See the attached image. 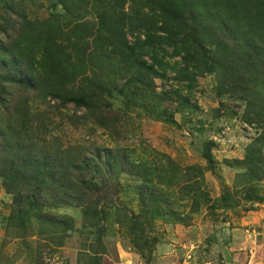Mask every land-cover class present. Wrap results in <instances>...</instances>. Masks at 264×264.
Listing matches in <instances>:
<instances>
[{
    "label": "rangeland",
    "instance_id": "374dc122",
    "mask_svg": "<svg viewBox=\"0 0 264 264\" xmlns=\"http://www.w3.org/2000/svg\"><path fill=\"white\" fill-rule=\"evenodd\" d=\"M151 1L0 0V51L36 80L29 90L0 64V168L43 154L66 166L88 156L93 207L85 217L56 190L43 212L70 230L33 216L22 226L9 221L14 184L0 176V264H264V178L251 190L261 200H247L238 178L258 137L264 154V126L248 121L244 96L220 93L223 74L200 72L172 48L165 78L131 66L127 43L145 29L123 12L158 25L155 33L174 25H161ZM173 5L189 6L219 36L229 35L220 28L228 19L240 37L264 39V0Z\"/></svg>",
    "mask_w": 264,
    "mask_h": 264
},
{
    "label": "trees",
    "instance_id": "16d2710c",
    "mask_svg": "<svg viewBox=\"0 0 264 264\" xmlns=\"http://www.w3.org/2000/svg\"><path fill=\"white\" fill-rule=\"evenodd\" d=\"M151 2L165 18L161 25H166L165 21L172 22L174 25L169 24L168 30L160 27L162 34L155 33L158 25L143 23L142 27L139 22H136L133 12H123L122 18L125 23H138L139 28L145 29L143 35L136 36L134 37L135 41L127 43L126 57L131 66L148 74L165 78V75L161 74L159 70L165 71V67L169 66V63L166 62V54L169 48H172L174 54L181 56L184 63L193 62L200 72L223 74L224 79L221 78L219 87L220 93H235L239 94L238 96H244L252 115H248V121L264 126V97H261L262 92L264 93L263 37L258 36L257 39L240 37L239 34L232 31H235L234 21L228 19L220 23V28L222 32L229 30V35L219 36L212 25L196 16L194 10L188 9L189 6L181 10L173 5L174 0H152ZM209 8L210 6L206 5L205 12H208ZM191 52L198 54L199 58L193 55L191 60ZM147 60H150V63ZM0 64L8 70L12 79L17 76V72L21 73L26 88L33 89L36 84L33 73L23 68L12 53L0 51ZM185 72L188 73V68L185 69ZM190 80L188 75L185 80L182 78L184 82ZM176 95L179 93L176 92ZM260 143L261 138L258 137L250 145L245 161L246 171L238 176V178L244 179L247 200H253L256 196V200H261L259 195L253 197L251 191L264 178V154L262 143ZM107 152L106 158L113 159L112 152ZM99 154L101 155V153ZM204 156L208 163L212 164L213 156L209 148ZM88 158V156H83L78 160L79 164L66 166L57 165L59 161L43 154L37 156L34 161H23L22 163L11 161L4 164L3 170L0 168V176L4 179V185L9 188L11 184H14V189L11 190L14 195L15 208L9 221L25 226L23 224L26 220L33 216L48 228L63 226L66 230H70L69 221L54 218L52 220L49 214L43 212L46 205L45 197L53 194L56 190L57 194L63 193L62 197L70 196L76 200L79 206L84 208L85 217H89L93 207L85 199L89 195L85 190L89 191L92 187V182L86 179L91 162ZM84 164L86 165L84 166ZM21 167H27L33 173L25 174L30 171H22ZM57 167L60 169L59 171ZM61 171L62 175L59 173ZM78 174H81L80 177ZM79 181L82 186L78 187L75 183ZM222 198H228L230 201L231 197L224 195ZM31 210H33V214ZM35 211L40 213L35 214Z\"/></svg>",
    "mask_w": 264,
    "mask_h": 264
}]
</instances>
